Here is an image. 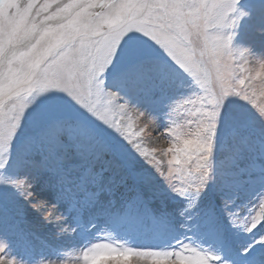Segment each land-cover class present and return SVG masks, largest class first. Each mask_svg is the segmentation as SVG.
<instances>
[{
    "label": "snow or ice",
    "instance_id": "1",
    "mask_svg": "<svg viewBox=\"0 0 264 264\" xmlns=\"http://www.w3.org/2000/svg\"><path fill=\"white\" fill-rule=\"evenodd\" d=\"M257 15L264 31V0H0V189L14 196L12 202L0 196V221L21 231L24 210L18 202L23 200L58 229V236L81 230L95 196L69 194L63 168L68 154L142 159L185 199L184 212L197 207L210 184L217 185L229 222L250 237L230 257L232 264H264V107L245 103L248 92L237 88L245 80L237 79L230 63L237 51L264 62V51L236 43ZM192 36L203 37L202 44L194 45ZM197 102L187 132L169 128L176 143L169 149L167 174L159 161L147 159L114 114L133 105L157 110L156 118L175 123L181 109ZM26 128L38 130L22 136ZM28 169L55 178L54 202L35 198ZM136 171L142 183L151 182L143 170ZM257 184L252 200L233 210L238 197L228 193ZM257 247L262 253L252 259ZM10 248L8 236L0 233V264H28ZM80 258L117 264H217L220 259L181 241L160 250L114 240L87 247Z\"/></svg>",
    "mask_w": 264,
    "mask_h": 264
},
{
    "label": "rangeland",
    "instance_id": "2",
    "mask_svg": "<svg viewBox=\"0 0 264 264\" xmlns=\"http://www.w3.org/2000/svg\"><path fill=\"white\" fill-rule=\"evenodd\" d=\"M252 25L247 32L241 29L236 43L251 46L257 52L264 51V31L259 15L253 19ZM190 39L198 46L202 44L203 37L197 40L192 36ZM230 63L237 79L245 80L244 85H237V88L243 87L249 94L250 99L245 103L257 110L264 107V62L247 53L241 55L240 51H237ZM212 87L215 90L214 84ZM197 91L204 95L199 88ZM173 98H178V95ZM193 99L195 100L196 96H193ZM199 107V102L186 105L185 109H181L182 116L175 118V123L165 120L163 116L156 118L154 115L158 114L157 110L150 108L148 113L133 105L122 111L114 109V114L125 131L148 153L147 159L159 161L167 174L168 161L173 156L169 149L176 143L169 128L187 132V120L194 119L191 113L196 112ZM37 130L26 128L21 135ZM186 138L188 137H182ZM33 159L39 161L41 157L35 155ZM194 163L195 161L193 165ZM63 168L70 195L89 193L95 196L94 202L83 214L81 230L58 236V229L53 224L46 223L43 217L23 200L18 202V206L24 210L21 231L9 230L7 224L0 221V233L8 236L10 251L28 261V264H38L41 259L64 264H83L80 258L83 250L93 244L112 243L113 240L133 248L160 250H170L176 246L177 241H181L218 256L220 259L217 264H232L230 257L236 255L237 249L243 247L250 239L229 222L223 211L221 194L215 184L208 186L199 198L196 208L184 212L185 199L173 194L164 180L142 159L117 161L107 156L91 158L69 153ZM137 169L149 175L151 182L142 183ZM14 172L15 169L9 166L7 174L12 175ZM26 172L34 177L32 191L35 198L54 202L58 193L57 188L53 186L55 178L43 170L28 169ZM184 174L187 175L186 168ZM176 182L178 183V180ZM259 187L258 184L251 187L245 185L236 191H230L229 198L233 195L238 197L236 204L231 206L232 209L252 200ZM0 196L6 197L9 202L14 200L10 189H0ZM71 211L70 206L69 212ZM255 212L259 213L260 208L256 207ZM261 253L262 250L257 247L251 258L256 259ZM96 264L117 262L100 259Z\"/></svg>",
    "mask_w": 264,
    "mask_h": 264
},
{
    "label": "clouds",
    "instance_id": "3",
    "mask_svg": "<svg viewBox=\"0 0 264 264\" xmlns=\"http://www.w3.org/2000/svg\"><path fill=\"white\" fill-rule=\"evenodd\" d=\"M83 264H96V261H84Z\"/></svg>",
    "mask_w": 264,
    "mask_h": 264
}]
</instances>
